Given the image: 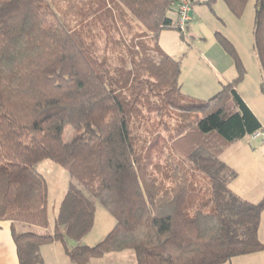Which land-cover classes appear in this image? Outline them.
I'll use <instances>...</instances> for the list:
<instances>
[{"label":"trees","instance_id":"1","mask_svg":"<svg viewBox=\"0 0 264 264\" xmlns=\"http://www.w3.org/2000/svg\"><path fill=\"white\" fill-rule=\"evenodd\" d=\"M178 1L84 0L69 28L46 0H0V220L12 222L20 264H45L40 248L55 241L71 264L126 249L137 264H223L264 250V197L234 192L219 157L264 126L219 32L239 76L207 101L183 93L181 62L158 42ZM223 1L237 16L248 2ZM253 34L264 93V0H255ZM44 159L69 174L52 230ZM97 202L115 224L88 245Z\"/></svg>","mask_w":264,"mask_h":264},{"label":"rangeland","instance_id":"2","mask_svg":"<svg viewBox=\"0 0 264 264\" xmlns=\"http://www.w3.org/2000/svg\"><path fill=\"white\" fill-rule=\"evenodd\" d=\"M46 4L67 27L74 28L84 0H46ZM199 7H195L197 13L193 15L189 23L185 40L181 38V32L177 29L165 31L168 49H173L176 42L180 41V49L175 57L181 62L179 81L182 83L181 79L185 80L183 90L191 94L185 93V95L190 97L194 95V98L207 101L218 92L222 83L232 81L239 76V68L235 59L219 42L218 36L221 33L232 43L243 66L242 78L237 83L238 91L264 125V93L261 90V74L253 48L255 0H248L240 16L233 14L220 0L215 1L212 7L208 5ZM215 68L220 70V73L218 71L215 73ZM210 74L215 77V84L218 80L222 82L220 87H217L218 89L203 87L204 81L209 82ZM73 135L72 127L66 126L63 133L64 141L68 142ZM261 139H253L251 136L242 138L225 146L219 154L231 170L230 187L232 190L242 198L256 202L264 197V142ZM37 169L44 176L48 186V217L50 223L53 224L67 189L69 174L51 159L39 162ZM198 176L203 178L201 172H198ZM95 215L93 236L87 235L86 241L92 242V237L107 234L111 228L110 223L115 222L113 216L100 202L96 203ZM259 238L264 242V210L261 216ZM101 240L94 239L93 243L96 244ZM60 244L62 245L61 242ZM262 263H264V250L234 256L223 264Z\"/></svg>","mask_w":264,"mask_h":264},{"label":"crops","instance_id":"3","mask_svg":"<svg viewBox=\"0 0 264 264\" xmlns=\"http://www.w3.org/2000/svg\"><path fill=\"white\" fill-rule=\"evenodd\" d=\"M192 1H193L192 2V18H193V15L195 13H197L195 7H198V6L201 7V6L206 5V4L198 3V1H201V0H192ZM216 1L218 2V0H216ZM220 1L224 2L223 0H220ZM224 4H225V2H224ZM176 8H177L176 5H174L172 10L170 11V16L172 18H174L175 14H176ZM189 23L187 26L188 27L187 32H186L187 34H188L189 26H190ZM169 29H173V28H169ZM165 31H167V29L162 30L159 34V38H158L159 45L164 52L175 57V54H177L178 50L180 49V41L176 42L175 47L173 49H168L166 47ZM181 38H183L184 40L186 39L185 35L182 34V32H181ZM217 71L220 73V70L215 68V73ZM210 76H211V78H210L209 82L207 83L206 81H204L203 87L207 88V89L208 88L218 89L220 87V83H222V82L220 80H218V83L215 84V81H214L215 77H213L211 74H210ZM181 80H182V83H181L182 91L185 94L186 92L183 90V87L185 86L186 83H185V80H183V79H181ZM222 81H225V80H222ZM186 94H189V93H186ZM189 95H191V94H189ZM251 109L253 110L252 107H251ZM253 139H256V138H253ZM261 141H262V139H261ZM246 199L250 200V201L252 200V199H248V198H246ZM252 201L256 202L255 200H252ZM95 217H96V215H95ZM114 224H115L114 221L112 223H110V227L112 228L114 226ZM53 225H54V223L51 224L49 221L48 229L52 230ZM94 226H95V224H94ZM111 228H110V230H111ZM16 229L19 231H23V230L27 229V226H24L22 224H18L16 226ZM34 229L37 231H40V232L46 230L44 228H38V227L34 228ZM93 229L88 234L89 236L92 235ZM110 230H108V232ZM104 235H106V234H104ZM104 235L103 236H97L96 235L95 238L92 237V239H93L92 242L86 241V239H85L87 236L86 235L83 238L82 242L84 241L85 244L94 245V243H93L94 239H103L105 237ZM99 237H101V238H99ZM39 253H41L40 256L43 259V261L45 262V264H71V262L68 260V257L66 256V254L64 252L63 245H61L59 241H55L52 243L42 245ZM0 264H20V261H19L18 255H17L16 244H15V241H14V238L12 235V222L9 220H0ZM91 264H137V262H136L134 252L130 249H126V250H122V251L109 252V253H106L105 255L101 256V257L92 258ZM262 264H264V263H262Z\"/></svg>","mask_w":264,"mask_h":264},{"label":"built area","instance_id":"4","mask_svg":"<svg viewBox=\"0 0 264 264\" xmlns=\"http://www.w3.org/2000/svg\"><path fill=\"white\" fill-rule=\"evenodd\" d=\"M176 14L172 20V27L186 35L188 23L192 20V3L190 0H179L176 4ZM253 138H262L264 142V130L256 131Z\"/></svg>","mask_w":264,"mask_h":264},{"label":"bare ground","instance_id":"5","mask_svg":"<svg viewBox=\"0 0 264 264\" xmlns=\"http://www.w3.org/2000/svg\"><path fill=\"white\" fill-rule=\"evenodd\" d=\"M188 28V27H187Z\"/></svg>","mask_w":264,"mask_h":264}]
</instances>
